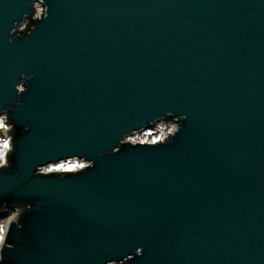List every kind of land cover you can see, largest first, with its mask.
I'll list each match as a JSON object with an SVG mask.
<instances>
[{
  "label": "water",
  "instance_id": "95a60500",
  "mask_svg": "<svg viewBox=\"0 0 264 264\" xmlns=\"http://www.w3.org/2000/svg\"><path fill=\"white\" fill-rule=\"evenodd\" d=\"M4 111L0 264H264V0H0Z\"/></svg>",
  "mask_w": 264,
  "mask_h": 264
},
{
  "label": "rangeland",
  "instance_id": "374dc122",
  "mask_svg": "<svg viewBox=\"0 0 264 264\" xmlns=\"http://www.w3.org/2000/svg\"><path fill=\"white\" fill-rule=\"evenodd\" d=\"M41 7L39 6L38 9ZM2 116V115H0ZM9 127L7 129H0V143L3 142V140L11 138L10 134V124L6 122ZM175 128V124L171 121H161L157 124V128L155 130L145 129V130H138L134 132L133 134H130L128 136V140L134 142V141H140V142H154L157 140H163L167 137L169 133H171ZM11 144V139H10ZM85 161L78 160V159H69V160H63L57 163H52L47 166H44L41 170L43 172L50 171H67V170H76L80 168V165H83ZM14 214V212L9 213V215L3 219L0 220V226L4 228L5 232V226L6 221ZM3 232V235H4Z\"/></svg>",
  "mask_w": 264,
  "mask_h": 264
},
{
  "label": "clouds",
  "instance_id": "9594fccd",
  "mask_svg": "<svg viewBox=\"0 0 264 264\" xmlns=\"http://www.w3.org/2000/svg\"><path fill=\"white\" fill-rule=\"evenodd\" d=\"M17 89L19 92L23 93L25 91L24 84L21 83L17 85ZM17 103H19V101H17ZM8 117H9L8 111H4V115L0 116V129H7L9 127V125L6 124V121H8L9 119ZM10 139L11 138L9 137L8 139H5L3 140L2 143H0V169L6 170V169H10L13 166V161H12L13 157L8 156V153L11 152ZM80 168L84 169L83 165ZM51 173L52 172L50 170L46 173L37 172V174L39 175H53ZM4 209L7 211L6 207H4ZM6 246H9L8 242L5 244L4 239H0V261H3L4 259L3 253Z\"/></svg>",
  "mask_w": 264,
  "mask_h": 264
},
{
  "label": "built area",
  "instance_id": "2783aa9c",
  "mask_svg": "<svg viewBox=\"0 0 264 264\" xmlns=\"http://www.w3.org/2000/svg\"><path fill=\"white\" fill-rule=\"evenodd\" d=\"M38 7H39V6H37V9H38ZM38 10H40V9H38ZM170 121L173 122V123L175 124V128H176V127H177V122H175L174 120H170ZM156 128H157V126H156ZM156 128H155V129H156ZM175 128H174V129H175ZM155 129H154V130H155ZM135 132H136V131H135ZM133 133H134V132H133ZM133 133H132V134H133ZM169 134H170V133H169ZM169 134H168V135H169ZM168 135H167V136H168ZM134 142H137V141H134ZM72 159H73V158H72ZM75 159L85 161V163L83 164V166L86 165V164H88V161H86V160L83 159V158H75Z\"/></svg>",
  "mask_w": 264,
  "mask_h": 264
},
{
  "label": "snow or ice",
  "instance_id": "6c2138e0",
  "mask_svg": "<svg viewBox=\"0 0 264 264\" xmlns=\"http://www.w3.org/2000/svg\"><path fill=\"white\" fill-rule=\"evenodd\" d=\"M80 167H82V165H80ZM3 232H4V228L2 226H0V239H3Z\"/></svg>",
  "mask_w": 264,
  "mask_h": 264
},
{
  "label": "trees",
  "instance_id": "16d2710c",
  "mask_svg": "<svg viewBox=\"0 0 264 264\" xmlns=\"http://www.w3.org/2000/svg\"><path fill=\"white\" fill-rule=\"evenodd\" d=\"M8 156H9V153H8ZM11 212H13V211H11ZM11 212H10V213H11Z\"/></svg>",
  "mask_w": 264,
  "mask_h": 264
}]
</instances>
